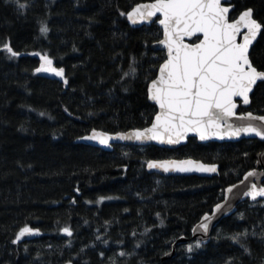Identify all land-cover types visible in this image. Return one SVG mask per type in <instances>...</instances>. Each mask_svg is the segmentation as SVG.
<instances>
[{
    "label": "trees",
    "instance_id": "1",
    "mask_svg": "<svg viewBox=\"0 0 264 264\" xmlns=\"http://www.w3.org/2000/svg\"><path fill=\"white\" fill-rule=\"evenodd\" d=\"M151 1L20 0L29 7L18 10L0 0V49L8 43L20 54L0 50V264H161L178 239H190L225 189L254 169L264 149L256 139L199 144L189 138L174 150L116 145L112 152L75 142L94 129L118 133L151 124L156 108L147 84L164 59L151 45L161 29L156 23L133 28L120 15ZM231 3L232 18L252 8L264 24V0ZM33 53L63 68L68 83L36 73L41 60ZM250 59L264 71V28ZM133 60L136 77L122 79ZM248 110L264 114V81ZM184 158L217 164L219 173L161 177L146 171L148 160ZM101 197L113 199L97 203ZM25 225L39 234L12 243ZM64 227L72 237L61 236ZM244 230L257 234L245 241L251 254L225 238ZM261 232L264 201L246 200L206 245L192 253L187 248L197 241L179 245L163 264H264Z\"/></svg>",
    "mask_w": 264,
    "mask_h": 264
},
{
    "label": "snow or ice",
    "instance_id": "2",
    "mask_svg": "<svg viewBox=\"0 0 264 264\" xmlns=\"http://www.w3.org/2000/svg\"><path fill=\"white\" fill-rule=\"evenodd\" d=\"M11 2L16 4L18 10L29 7L20 0ZM234 7L228 0H154L151 3L137 4L127 13L121 12L120 15H126L133 25L153 22L158 23L162 29L163 38L158 39L157 44L164 50V59L158 66L155 78L147 84V99L158 111L154 110L150 127L135 129L130 133H117L115 137L94 129L91 135L81 139L94 140L104 146H109L108 142L111 139L141 143L155 141L161 145H175L185 140L189 134H194L201 141L212 137L239 138L243 134L264 141V115L248 111L237 116V104L234 100L240 97L244 105H250L249 94L253 91L254 85L257 81H264V71H259L253 65L249 51L264 24L254 18L252 8H247L232 18L230 12ZM39 30L45 36L49 32L48 26L43 22ZM186 38L190 42H186ZM0 50L7 52L10 57L20 55L8 43ZM33 55H39L41 60L40 66L35 69L36 73H50L61 78L65 84L68 83L65 70L53 67V61L47 55L39 53ZM134 64L135 60L129 65V70L123 73L122 79L136 77L137 69ZM233 118L246 123L234 126L229 123ZM261 155L264 156V153ZM146 164L149 170H161L165 173L217 171L215 165H205L192 159L148 160ZM256 176L257 173L249 171L241 183ZM233 187L226 189V192L231 193ZM243 195L253 201H256L257 197L264 198V186L250 183L249 189ZM224 198L227 200L228 196ZM104 199L110 200L113 197H101L97 203ZM222 208L223 205L217 204L213 209V216L221 213ZM212 218L205 214L202 222L193 229V233L199 230L207 235ZM61 231L68 237L73 236L69 227H64ZM38 234V229L25 225L20 228L12 243L15 244L26 236ZM256 235L255 232L249 233L244 230L234 232L225 238L238 244L245 253L251 254L245 241L249 236ZM97 239L100 237L97 236ZM259 239L264 241V232L260 233ZM202 243L203 240H200L195 246L189 245L187 251L192 253L194 248L198 249ZM136 246L139 247V244ZM103 255L101 253L102 257ZM119 255L123 257L128 253L120 252ZM67 264H72V260L67 261ZM228 264H231V261Z\"/></svg>",
    "mask_w": 264,
    "mask_h": 264
},
{
    "label": "water",
    "instance_id": "3",
    "mask_svg": "<svg viewBox=\"0 0 264 264\" xmlns=\"http://www.w3.org/2000/svg\"><path fill=\"white\" fill-rule=\"evenodd\" d=\"M151 2H154V1H151ZM151 2H142V3H151ZM228 2L230 4H232L231 3V0H228ZM233 9H232V11H233ZM231 12H230V16H231ZM126 18H127V16H126ZM153 19H155V18H153ZM127 21H128V19H127ZM128 23H129V25L131 27L138 28V27H141V26H147L148 27L153 22H142V23H138L136 25L131 24L129 21H128ZM156 25L161 29V27H160V25L158 23H156ZM161 33L162 34H161V38L160 39L163 38L162 29H161ZM259 36H260V34H258L256 40L250 46V50H249L250 52H251L252 47L255 45L257 39L259 38ZM238 39H240V38H238ZM186 42H190V41H188L187 38H186ZM151 49L154 50V51H159V52H163L164 53V50L162 49V47L160 45L157 44V41L154 42L151 45ZM157 72H158V70H157ZM40 74L43 75V76H45V77H47V78H49V79L63 81L61 78H59V77H57L55 75H52L50 73H40ZM260 82H263V81H257L256 85H254V87H253V91H254L255 87L257 86V84L260 83ZM253 91L249 94L250 100H251V95H252ZM234 100H235V102L237 104V108H236V115L237 116L244 115L246 112L249 111L248 109H249L250 105H244L243 102H242V99L240 97H236V98H234ZM149 103H151L152 105H154L151 101H149ZM240 108H242L244 110V112H239V109ZM156 111H158V109H156ZM254 114H256V113H254ZM256 115H264V114H256ZM229 123L233 124L234 126H239L242 123H246V121H240V120H237V119L233 118V119H231L229 121ZM253 123H257L258 124L259 122H253ZM150 126H151V124L148 127H150ZM92 131L89 132L88 134L84 135V136L91 135ZM96 131L97 132H104V131H100V130H96ZM132 131L133 130H128V131H125V132H118V133H130ZM104 133H107L108 135L113 136V137H115L117 135V133H108V132H104ZM84 136H82V137H84ZM189 138L196 139L199 144H207V143H213V142H215V143H237V142H239L241 140H250V139H256V140L264 143V141H261L258 137H255V136H244L243 134L239 138H228L227 136H225L223 139H218V138L212 137V138H209L208 140H205V141L199 140V138L197 136H195L194 134H189L188 137L185 140H183L179 144H175V145H167V144L161 145V144H158L155 141H147V142L141 143V142L132 141V140L111 139L108 142L109 146H104V145H101V144L97 143L94 140H83V139H81V137L78 138V139H76L75 142L76 143H79V144H83V145L89 146V147L98 148V149H100L102 151H105V152H112L113 149H114V146H116V145L138 146V147L156 146V147H159V148H162V149L174 150V149H178V148L186 145V143H187V141H188ZM262 153H264V149L261 150L257 154V156H256V162H255V167H254V169L250 170V171H253V172L257 173V176L255 178H249L248 181H244V183H241V181L244 180V176L249 172L248 171L238 182H236L234 184H231V185H229L226 188V189H228L229 187H233L235 185V187H233V191L231 193H227L226 192V189H225L224 195L222 197V200L219 203H217V204L223 205V208L221 209V213H223V214L217 213L215 216H213V209L215 208V206L217 204L212 208V210L209 213H206L207 215L213 217L212 220H211V222L209 223V231H208V234L207 235H204L199 230L194 234L193 233V230H192L190 239L185 238V237H182V238L178 239L172 245V250L168 253V255H165L161 259V264H163L164 261H169V260H171L174 257V255L176 253V248L179 245H184V244H187L188 242H195V241H200V240H203V243L202 244L203 245H206L210 241V238H211L213 232L218 227V225L220 224V222L223 221L224 219H226V218L234 215L236 213L237 207L240 204H242L244 201L248 200L251 203H257L259 201H264V198H261V197H257V200L256 201H253L250 197L243 195V193L249 189L250 183H256L259 186H264V175H259L260 173H264V156L261 155ZM186 159H192V158H184V159H162V160H177V161H179V160H186ZM192 160H195V159H192ZM195 161H199V160H195ZM199 162L203 163L202 161H199ZM203 164H205V165H215L216 168H217V171L216 172H213V173H209V172H187V173H181V172H174V171H170L168 173H165V172H163L161 170H155V169L149 170L147 168V164H146V171L149 174H155V175H158V176H161V177L197 176V177H201V178H212V177H215V176L218 175V173H219V166L217 164H209V163H203ZM226 195L228 196V199L227 200H225V198H224ZM229 205H231L230 208H229ZM203 216L201 217V219H200V221L198 222L197 225H199L202 222ZM197 225L194 228H196ZM60 234H61V236L68 237V236L64 235L62 233V231L60 232ZM34 236L35 235L26 236V237L22 238V240H26L27 241V240L32 239Z\"/></svg>",
    "mask_w": 264,
    "mask_h": 264
}]
</instances>
